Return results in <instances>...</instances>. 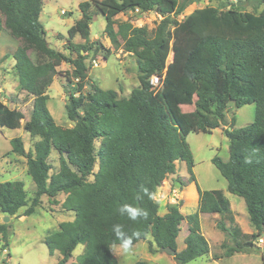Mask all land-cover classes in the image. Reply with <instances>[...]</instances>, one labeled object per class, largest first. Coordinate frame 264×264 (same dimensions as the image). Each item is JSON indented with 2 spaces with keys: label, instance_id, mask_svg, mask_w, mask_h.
I'll use <instances>...</instances> for the list:
<instances>
[{
  "label": "trees",
  "instance_id": "trees-1",
  "mask_svg": "<svg viewBox=\"0 0 264 264\" xmlns=\"http://www.w3.org/2000/svg\"><path fill=\"white\" fill-rule=\"evenodd\" d=\"M201 1L83 2L79 5L81 18L68 30L67 49L77 53L73 59L47 40L40 21L44 0H0V34L7 30L20 41L13 53L15 69L21 91L33 98L31 117L24 124L22 110L0 101V128L23 127L31 137L39 138L29 152L22 138L12 139L13 151L27 158L36 191L29 200L23 182L0 183V212L16 216L30 203L23 214L27 217L35 213L44 196L55 203L60 194L66 195L63 208L74 212L75 219L61 223L59 231L48 234L44 241L51 255H61L57 264H68L79 245L85 250L76 264H120L113 246L122 241L115 236L114 225H122L127 236L141 233L131 245L151 236L152 254L171 249L177 264H188L210 253L200 214L222 216L217 228L231 240L230 245L222 244V258L256 249V239L264 234V0H247L253 3L252 12L232 0H219L221 8L207 6L178 19ZM136 9L140 14L163 16L151 36L131 20L115 22L119 14ZM95 13L105 17L104 32L114 47L138 58L140 85L128 97L120 98L118 92L96 84L84 93L89 80L87 56L94 49L98 52L90 38ZM77 35L84 44L72 42ZM64 63L73 66L65 77L67 84L76 86L68 92L65 106L74 122L71 128L57 125L47 106L48 90ZM153 76L161 78L158 89L151 84ZM231 103L237 109L255 104V120L235 129L233 118L232 126L225 130L229 159L215 157L212 162L228 182L229 192L244 200L257 231L254 234L237 225L231 202L221 190L197 187L198 212L189 216L183 215L179 205H170L162 216L156 200L166 178L176 173L178 162L186 163L195 182L186 139L191 133H212L226 125ZM191 105L193 111L182 110ZM54 150L60 160L56 171L50 163ZM124 205L146 210L148 218L129 219L119 211ZM184 221L190 234L185 249L178 251ZM0 234L7 244L9 225L0 224Z\"/></svg>",
  "mask_w": 264,
  "mask_h": 264
},
{
  "label": "rangeland",
  "instance_id": "rangeland-1",
  "mask_svg": "<svg viewBox=\"0 0 264 264\" xmlns=\"http://www.w3.org/2000/svg\"><path fill=\"white\" fill-rule=\"evenodd\" d=\"M90 0H44L40 21L46 30V37L52 48L67 55L70 58H77V53L71 52L67 48L68 30L81 18L79 5ZM238 0L237 3H239ZM246 11H254L253 3L243 0ZM238 5V4H237ZM207 6L220 7L219 0H203L197 4L189 6L186 11L178 17L179 20L191 14L196 9ZM262 9L259 10V13ZM162 18L155 12L143 16L121 13L115 18L116 23L131 20L134 26L143 27L148 30L151 36L155 27ZM106 19L100 13H95L90 25L91 42L98 52L90 51L86 65L89 68L88 85L84 90L86 94L93 85H98L103 90H114L119 97H128L132 90L139 87L138 58L116 49L111 40L106 36L104 30ZM117 27V25L115 26ZM72 42L74 44H84L85 41L76 36ZM20 46V41L13 38L7 30L0 34V101L10 108L22 110L29 120L33 111V98L21 91L19 78L16 73V61L13 53ZM173 54L170 55L168 63H171ZM97 60L98 66L93 65ZM73 66L64 63L58 68L52 85L48 90L49 99L47 106L57 123V125L71 128L74 122L70 121L66 111L68 102V92L75 91V83L67 84L65 77L72 73ZM183 111H193L194 106H182ZM256 105L248 104L237 109L231 103L227 113V123L212 133H191L186 143L194 164L193 177L185 162L177 163V170L174 175H169L159 188L156 200L159 203V214L165 215L170 205H179L184 216H189L198 212L199 194L197 187L203 191L221 190L231 202L232 210L237 225L248 234L256 233L252 226L247 212L245 202L242 198L232 194L228 190V182L222 177L212 160L215 157L223 161L229 159L230 141L225 134V130L232 126V119L235 118V129L246 127L255 120ZM22 138L26 152L34 151L35 144L39 138L31 137L30 133L20 129L0 128V183L6 181H21L24 183L28 199L34 197L36 186L32 178L28 175L27 158L13 151L12 139ZM101 144L97 142V147ZM53 170L60 167L59 154L53 151L50 157ZM99 166H96L97 172ZM89 180H93L90 177ZM66 195L60 194L56 200L50 203L47 196L42 198V203L36 208L35 213L30 216H23L27 208H23L16 216L9 217L8 222H4L5 215L0 212V224L9 225L10 235L8 242L4 241L0 234V264H57L61 258L59 253L51 255L44 241L48 234L59 231V226L63 222L73 221L75 213L66 211L63 208ZM204 216V226L206 234L210 240L211 252L206 257L198 258L188 264H264V235L259 236L255 241L254 251L249 254H236L229 258H222L225 249L222 244H231L229 237L219 231L217 222L222 216L215 214V218ZM201 221V220H200ZM216 231L213 230L215 228ZM250 232V233H249ZM190 233L187 221L182 224V231L178 237V251L185 249V237ZM220 234V235H219ZM206 238V237H205ZM153 242L151 236L140 243L130 245L125 251L122 245L113 246V252L117 256L120 264H136L137 262H148L150 264H177L174 255L160 250L155 254L150 252V243ZM209 243V242H208ZM154 248L157 247L154 245ZM85 246L79 245L74 251L68 264H76L81 255L84 254ZM220 259H217V257Z\"/></svg>",
  "mask_w": 264,
  "mask_h": 264
},
{
  "label": "clouds",
  "instance_id": "clouds-1",
  "mask_svg": "<svg viewBox=\"0 0 264 264\" xmlns=\"http://www.w3.org/2000/svg\"><path fill=\"white\" fill-rule=\"evenodd\" d=\"M119 211L121 214H127L129 219L134 221L138 218H148V212L146 210L131 205H124L119 209ZM113 231L117 239L122 241V247L125 251L129 250L133 238H138L141 235V233L137 231L133 232L132 236H127V234L123 231L122 225H114Z\"/></svg>",
  "mask_w": 264,
  "mask_h": 264
},
{
  "label": "built area",
  "instance_id": "built-area-1",
  "mask_svg": "<svg viewBox=\"0 0 264 264\" xmlns=\"http://www.w3.org/2000/svg\"><path fill=\"white\" fill-rule=\"evenodd\" d=\"M232 2H235V3H237L238 2V0H232ZM134 14V15H138V16H143V15H146V14H148V13H144V14H140V11H139V9H136L135 11H131V12H129V13H127V14ZM157 14V13H156ZM162 19H163V16L162 15H160V14H158ZM161 19V20H162ZM93 65L95 66V67H97L98 66V62H97V60H94L93 61ZM151 84H152V86L156 89H158V88H160L161 86H162V81H161V78L160 77H158V76H153L152 78H151Z\"/></svg>",
  "mask_w": 264,
  "mask_h": 264
},
{
  "label": "crops",
  "instance_id": "crops-1",
  "mask_svg": "<svg viewBox=\"0 0 264 264\" xmlns=\"http://www.w3.org/2000/svg\"><path fill=\"white\" fill-rule=\"evenodd\" d=\"M125 15V14H124ZM210 215H212L211 217H213V218H215L216 216H215V214H200V220H201V228H202V232H203V235L206 237V239L208 240V242H209V244H210V240H209V238H208V236H207V234H206V228H205V226H204V223H203V220H204V216H210ZM218 215V214H217ZM213 230H215L216 231V223H215V228L213 229ZM250 233V232H249ZM190 234V233H189ZM188 234V235H189ZM220 235V234H219ZM187 237V236H186ZM185 237V238H186ZM178 246H179V244H178ZM210 252H211V245H210ZM238 255H240V254H238ZM235 256V255H234Z\"/></svg>",
  "mask_w": 264,
  "mask_h": 264
},
{
  "label": "water",
  "instance_id": "water-1",
  "mask_svg": "<svg viewBox=\"0 0 264 264\" xmlns=\"http://www.w3.org/2000/svg\"><path fill=\"white\" fill-rule=\"evenodd\" d=\"M245 4H246L245 2H239V3H238V7H241L242 5H245ZM9 219H10L9 217H5L4 222H5V223L8 222ZM263 235H264V234H263ZM167 252L171 253V254L174 255V256H175V254H176V252L173 251V250H171V249H168Z\"/></svg>",
  "mask_w": 264,
  "mask_h": 264
}]
</instances>
